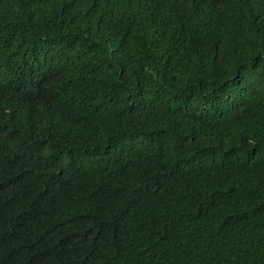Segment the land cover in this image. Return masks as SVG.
I'll list each match as a JSON object with an SVG mask.
<instances>
[{"label": "trees", "instance_id": "obj_1", "mask_svg": "<svg viewBox=\"0 0 264 264\" xmlns=\"http://www.w3.org/2000/svg\"><path fill=\"white\" fill-rule=\"evenodd\" d=\"M0 264H264V0H0Z\"/></svg>", "mask_w": 264, "mask_h": 264}]
</instances>
